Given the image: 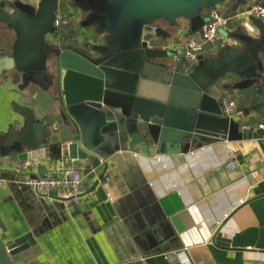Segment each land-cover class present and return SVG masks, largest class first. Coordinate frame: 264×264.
Instances as JSON below:
<instances>
[{"label":"water","instance_id":"water-1","mask_svg":"<svg viewBox=\"0 0 264 264\" xmlns=\"http://www.w3.org/2000/svg\"><path fill=\"white\" fill-rule=\"evenodd\" d=\"M228 1L78 0L75 8L85 19L76 29L92 30L94 40L58 44L59 0L37 5L0 0V22L15 34L12 50L0 52V80L17 74L20 89L56 88L63 116L77 131L67 155L83 163L81 186L90 184L91 174L100 175L89 192L117 155L173 156L264 137L263 131L245 130L235 116H226L215 93L234 92L241 104L237 110L264 116L263 20L248 18L250 27L237 37L239 46H220L192 66L165 46L172 39L168 29L183 21L197 32L206 23L205 12ZM263 2L234 0L231 13ZM13 106L20 119L7 129L0 124V162L20 167L46 161L47 123L28 107ZM36 170L31 176H57L46 165ZM35 244L31 233L11 240L0 236V264H15L13 257ZM168 259L179 264L174 254Z\"/></svg>","mask_w":264,"mask_h":264},{"label":"crops","instance_id":"crops-1","mask_svg":"<svg viewBox=\"0 0 264 264\" xmlns=\"http://www.w3.org/2000/svg\"><path fill=\"white\" fill-rule=\"evenodd\" d=\"M59 1L58 14L80 23L76 0ZM233 5L230 0L217 10L232 17ZM179 23L168 29L172 39L165 46L183 56L186 41L200 39L203 29L192 32L188 23ZM249 25L246 18L232 19L202 56L226 44L239 46L237 37ZM14 42V32L0 22V52L11 51ZM20 84L17 74L0 80V124L7 129L20 119L17 103L34 111L50 133L46 161L20 167L0 162V178L7 173L18 181L0 185V236L11 240L31 233L36 242L13 257L15 264H172L170 254L179 264H264V137L173 156L117 155L94 192L89 191L98 174L81 186L79 195H86L78 202L60 200V190L44 198L26 182L38 165L54 170L50 146L60 144L67 159V145L77 131L65 120L55 87L20 89ZM215 93L235 100L239 109L234 92ZM235 117L252 125L264 121L239 110ZM230 154L239 165L234 170L226 168Z\"/></svg>","mask_w":264,"mask_h":264},{"label":"built area","instance_id":"built-area-1","mask_svg":"<svg viewBox=\"0 0 264 264\" xmlns=\"http://www.w3.org/2000/svg\"><path fill=\"white\" fill-rule=\"evenodd\" d=\"M32 5H37L40 0H27ZM233 16L226 15L215 9L209 12L206 23L203 27V33L200 39L190 38L186 41L183 49V58L186 64L192 66L197 63L198 59L205 53L208 47L217 44L221 29L227 27L232 19L254 17L264 21V6H252L250 9H243ZM58 19V18H57ZM60 19V18H59ZM57 28L64 31L65 25L57 21ZM223 112L226 116H235L237 114V103L228 97L222 99ZM245 130H261L264 132V121L255 125L243 123ZM52 161V160H51ZM54 171L57 176L54 179L31 177L26 185L33 189L38 195H49L54 189L63 192V198L72 203L79 201L81 183L84 179V167L78 161L70 158L52 161ZM235 155L230 154L226 168L234 170L238 167ZM18 182V181H17ZM15 182V184L17 183ZM11 181L0 178V185H9Z\"/></svg>","mask_w":264,"mask_h":264},{"label":"flooded vegetation","instance_id":"flooded-vegetation-1","mask_svg":"<svg viewBox=\"0 0 264 264\" xmlns=\"http://www.w3.org/2000/svg\"><path fill=\"white\" fill-rule=\"evenodd\" d=\"M74 14H76V13H74ZM77 15H79V17L81 19L80 22L85 19V13L84 12L78 11ZM75 25L76 24H73L72 26L68 27V28H70V30H68V31L71 32L69 34L67 33V31L65 29H64V31H61L62 35L54 38L55 39V43H58V44L59 43H67V41L70 42L72 39L73 40L74 39H80L81 42L83 40H86V39H90L91 41L94 40V36H93V33H92L93 31L92 30H90V32H86V30L83 29V30H81L82 31L81 33H78V31H80V30L76 29ZM66 34H68V35H66Z\"/></svg>","mask_w":264,"mask_h":264},{"label":"trees","instance_id":"trees-1","mask_svg":"<svg viewBox=\"0 0 264 264\" xmlns=\"http://www.w3.org/2000/svg\"><path fill=\"white\" fill-rule=\"evenodd\" d=\"M49 156L52 161L56 162L62 159V147L60 144H54L49 147ZM2 179L9 180V181H17L16 178L12 177L11 175L4 173Z\"/></svg>","mask_w":264,"mask_h":264},{"label":"rangeland","instance_id":"rangeland-1","mask_svg":"<svg viewBox=\"0 0 264 264\" xmlns=\"http://www.w3.org/2000/svg\"><path fill=\"white\" fill-rule=\"evenodd\" d=\"M76 1H78V0H76ZM80 1V0H79ZM60 18V19H59ZM57 21L60 23V25H62V24H64L65 25V30L67 31V33L69 34V33H71V32H69L68 30H70V28H68V27H70V26H72L73 24H74V20H69V19H67L64 15H62V13H59L58 14V19H57ZM82 22V21H81ZM82 31H78V33H81ZM84 32V31H83ZM86 32H90V30H87ZM77 33V34H78ZM68 34H66V35H68ZM76 34V33H75ZM70 36V35H69ZM52 39L50 38V41H51ZM53 42V41H52ZM66 44H72V42L71 43H68V41H67V43ZM50 65L52 66V65H54V62L53 61H51L50 62ZM37 87V86H36ZM39 88V87H38ZM54 90V89H53Z\"/></svg>","mask_w":264,"mask_h":264}]
</instances>
